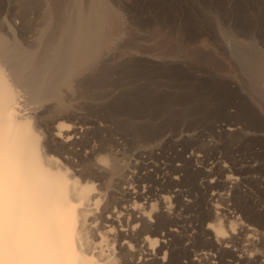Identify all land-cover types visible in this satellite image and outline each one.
<instances>
[{
    "label": "bare ground",
    "instance_id": "obj_1",
    "mask_svg": "<svg viewBox=\"0 0 264 264\" xmlns=\"http://www.w3.org/2000/svg\"><path fill=\"white\" fill-rule=\"evenodd\" d=\"M61 1L0 0V264H217L200 250L190 258L187 203L159 163L166 143L140 137L124 112L128 88L110 84L119 2ZM219 33L264 108V71L251 67L263 47L251 39L247 56L235 34ZM215 208L208 229L229 247L240 218ZM243 231L254 244L258 230Z\"/></svg>",
    "mask_w": 264,
    "mask_h": 264
},
{
    "label": "rangeland",
    "instance_id": "obj_2",
    "mask_svg": "<svg viewBox=\"0 0 264 264\" xmlns=\"http://www.w3.org/2000/svg\"><path fill=\"white\" fill-rule=\"evenodd\" d=\"M117 1L124 32L107 50L116 61L109 67L120 71L110 84L130 91L124 112L140 122V137L166 143L159 163L171 166L172 190L187 203L190 258L200 250L217 264H264V108L218 41L224 29L243 42L247 56L253 38L264 49V0ZM252 60L254 71H264V56ZM228 175L235 185L226 184ZM220 193L225 201L215 198ZM215 205L240 218L229 247L208 229ZM246 225L258 230L254 244Z\"/></svg>",
    "mask_w": 264,
    "mask_h": 264
}]
</instances>
